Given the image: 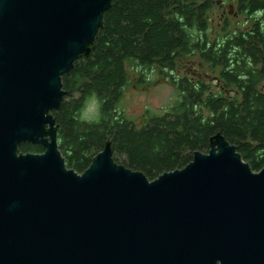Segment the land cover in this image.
<instances>
[{
    "label": "water",
    "instance_id": "obj_1",
    "mask_svg": "<svg viewBox=\"0 0 264 264\" xmlns=\"http://www.w3.org/2000/svg\"><path fill=\"white\" fill-rule=\"evenodd\" d=\"M112 3L0 0V264H264V167L221 134L154 181L110 143L83 174L67 168L61 79L94 52Z\"/></svg>",
    "mask_w": 264,
    "mask_h": 264
},
{
    "label": "trees",
    "instance_id": "obj_2",
    "mask_svg": "<svg viewBox=\"0 0 264 264\" xmlns=\"http://www.w3.org/2000/svg\"><path fill=\"white\" fill-rule=\"evenodd\" d=\"M103 15L94 52L61 79L66 96L53 112L67 168L83 174L110 143L115 163L154 181L208 153L221 134L253 171L263 169L264 0H113ZM192 59L202 71L184 70ZM131 69L141 71L138 85L149 82L146 72H158L179 101L141 124L130 120L119 102ZM89 101L99 115L85 121ZM43 152L19 147L21 155Z\"/></svg>",
    "mask_w": 264,
    "mask_h": 264
},
{
    "label": "rangeland",
    "instance_id": "obj_3",
    "mask_svg": "<svg viewBox=\"0 0 264 264\" xmlns=\"http://www.w3.org/2000/svg\"><path fill=\"white\" fill-rule=\"evenodd\" d=\"M228 11L230 17L234 15L232 11L225 8ZM233 14V15H232ZM222 19L216 17L213 22L216 24L217 30L221 29ZM239 19L234 20V24L237 23ZM243 20V19H240ZM184 64V63H183ZM185 69H190V67L200 69L198 61L192 59L188 61ZM181 70L184 73L185 71ZM201 70V69H200ZM202 71V70H201ZM204 71H208L207 68ZM141 73L140 70L130 71V84L125 89L122 100L119 102V109L124 111L130 120L135 123L141 124L146 115L161 116L163 113L168 112L172 107L179 101L180 94L173 85L167 81L164 76H161L158 72H146V80L141 85H138V76ZM209 73V71H208ZM99 115V105L95 104L94 101H89L86 103V107L81 113L82 120L92 121L95 120Z\"/></svg>",
    "mask_w": 264,
    "mask_h": 264
}]
</instances>
